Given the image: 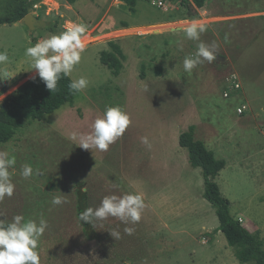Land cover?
I'll list each match as a JSON object with an SVG mask.
<instances>
[{
	"label": "rangeland",
	"instance_id": "rangeland-1",
	"mask_svg": "<svg viewBox=\"0 0 264 264\" xmlns=\"http://www.w3.org/2000/svg\"><path fill=\"white\" fill-rule=\"evenodd\" d=\"M182 1L164 11L145 0L133 8L125 0H38L30 12L44 25L0 24V52L9 56L0 74L12 76L1 75L9 92L36 75L27 47L73 23L87 25L86 49L70 77H86L88 87L0 143V151L16 158L14 194L0 201V221L17 214L47 220L40 264H255L239 261L237 248L218 230L215 209L203 197L202 170L190 165L179 134L194 125L196 139L226 161L216 181L230 212L264 243V0H206L195 19L187 18ZM193 21L208 26L199 41L182 31ZM112 40L125 55L117 76L99 59ZM200 42L216 46V59L186 73L183 60ZM233 73L239 90L229 89ZM113 105L131 119L123 136L106 152L81 148L79 135ZM26 164L34 170L27 179L20 174ZM136 192L145 208L134 225L114 217L93 224L79 219L104 196ZM54 196L65 202L53 205ZM126 226L135 228L132 235Z\"/></svg>",
	"mask_w": 264,
	"mask_h": 264
},
{
	"label": "clouds",
	"instance_id": "clouds-1",
	"mask_svg": "<svg viewBox=\"0 0 264 264\" xmlns=\"http://www.w3.org/2000/svg\"><path fill=\"white\" fill-rule=\"evenodd\" d=\"M207 27L205 23L193 21L183 27L182 31L187 39L199 41L200 35L207 30ZM86 31V24L73 23L64 31L41 39L25 49L26 57L30 58L31 69L35 70L50 92L56 90L62 76H71L75 66L81 62L82 54L86 49L82 37ZM29 43L31 44V41ZM217 54L215 45L208 46L200 42L196 53L184 58V71L190 74L203 61L213 62ZM8 61L7 52H0V64ZM0 75L5 79L12 77L7 71ZM88 85V79L80 76L72 79L68 87L70 91L82 92ZM130 124V116L122 107L108 106L103 114L94 120L92 130L87 134L79 135L78 145L86 150L95 148L106 152L110 145L123 136ZM71 138L76 140L77 133L73 132ZM141 142L151 146L147 137H142ZM15 164L14 155L8 151H0V201H3L5 197L11 198L14 194L12 170ZM20 174L25 179L31 177L34 174L33 167L30 164L22 166ZM82 191L86 192L87 189L83 188ZM64 202L60 196H54L51 201L53 205H61ZM144 208V198L139 192L123 195L110 194L102 198L99 206L86 207L79 213V219L93 224L114 217L125 225H134L141 220ZM47 228L48 222L43 217L38 223L35 220H26L20 214L14 215L7 223L0 221V264H40L38 243ZM134 231V227L124 228V233L127 235H132ZM110 234L115 239H120L119 231L112 230Z\"/></svg>",
	"mask_w": 264,
	"mask_h": 264
},
{
	"label": "trees",
	"instance_id": "trees-1",
	"mask_svg": "<svg viewBox=\"0 0 264 264\" xmlns=\"http://www.w3.org/2000/svg\"><path fill=\"white\" fill-rule=\"evenodd\" d=\"M38 0H0V24H12L20 21L31 10ZM69 4L77 0H64ZM133 8L137 0H125ZM188 8L187 18L199 16L198 9L206 4V0H183ZM125 26V25H124ZM110 50L100 52L99 59L117 76L123 68L125 55L116 41H109ZM35 79L10 92L0 102V143L13 139L26 121L42 119L66 103H73L77 92L70 91L68 85L72 78L61 77L55 91L50 92L44 82L36 74ZM7 90V82L0 75V92ZM179 145L188 151V159L192 167H199L203 173V197L214 207L218 221V230L222 231L229 245L237 248L236 256L241 262L253 261L264 264V243L258 234L251 232L230 212V201L221 192L216 181L220 171L225 168L226 161L215 156L202 140L195 137V126L179 134ZM7 223V222H5Z\"/></svg>",
	"mask_w": 264,
	"mask_h": 264
},
{
	"label": "built area",
	"instance_id": "built-area-1",
	"mask_svg": "<svg viewBox=\"0 0 264 264\" xmlns=\"http://www.w3.org/2000/svg\"><path fill=\"white\" fill-rule=\"evenodd\" d=\"M145 1L150 2L152 5H154L158 8H161L164 11H169V8L173 3V0H145ZM228 81L230 83V87H229L230 90H239L241 88V83H240L239 78L237 77V75L235 73H233L230 76ZM229 95H230V93L228 91L224 92L225 97H228ZM246 108H247L246 104H243V105L237 107V113L242 114Z\"/></svg>",
	"mask_w": 264,
	"mask_h": 264
},
{
	"label": "water",
	"instance_id": "water-1",
	"mask_svg": "<svg viewBox=\"0 0 264 264\" xmlns=\"http://www.w3.org/2000/svg\"><path fill=\"white\" fill-rule=\"evenodd\" d=\"M20 21L23 24H25L29 30H34L36 27H39V26H42L45 24V22L43 20L37 18L31 12L26 14ZM84 205H85V201H84ZM83 208H85V207L83 206Z\"/></svg>",
	"mask_w": 264,
	"mask_h": 264
},
{
	"label": "crops",
	"instance_id": "crops-1",
	"mask_svg": "<svg viewBox=\"0 0 264 264\" xmlns=\"http://www.w3.org/2000/svg\"><path fill=\"white\" fill-rule=\"evenodd\" d=\"M152 26H156V25H152ZM149 27H150V26H149ZM144 28H147V27H144ZM144 28H143V29H144ZM8 88H9V87H8V84H7V90H8ZM7 90H6V91H3V92H0L1 95H2V98L6 97V96L10 93V92L7 91ZM11 92H12V91H11ZM207 148H208V147H207ZM208 149H209V148H208ZM209 150H211V149H209ZM211 151H212V150H211ZM213 152H214V151H213ZM214 154H215V152H214ZM215 156H216V154H215ZM216 157H217V156H216ZM217 158H218V157H217ZM239 219H240L241 221H243L242 218H239Z\"/></svg>",
	"mask_w": 264,
	"mask_h": 264
}]
</instances>
